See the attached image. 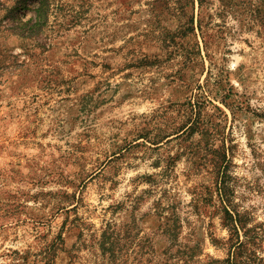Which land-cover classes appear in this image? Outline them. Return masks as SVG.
Wrapping results in <instances>:
<instances>
[{
	"label": "rangeland",
	"instance_id": "374dc122",
	"mask_svg": "<svg viewBox=\"0 0 264 264\" xmlns=\"http://www.w3.org/2000/svg\"><path fill=\"white\" fill-rule=\"evenodd\" d=\"M0 264H264V0H0Z\"/></svg>",
	"mask_w": 264,
	"mask_h": 264
},
{
	"label": "trees",
	"instance_id": "16d2710c",
	"mask_svg": "<svg viewBox=\"0 0 264 264\" xmlns=\"http://www.w3.org/2000/svg\"><path fill=\"white\" fill-rule=\"evenodd\" d=\"M37 18H41L44 16V14L42 13V11L39 9V11L37 12ZM22 27H25L26 29L28 28L29 31L35 29V25L32 23V21H28L27 23H23ZM235 230V228H233Z\"/></svg>",
	"mask_w": 264,
	"mask_h": 264
}]
</instances>
